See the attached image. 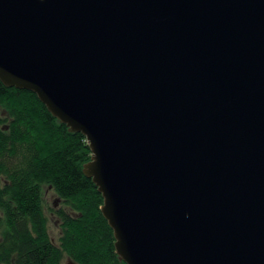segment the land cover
Returning <instances> with one entry per match:
<instances>
[{"label": "water", "instance_id": "1", "mask_svg": "<svg viewBox=\"0 0 264 264\" xmlns=\"http://www.w3.org/2000/svg\"><path fill=\"white\" fill-rule=\"evenodd\" d=\"M0 81L84 135L125 264H264V0H0Z\"/></svg>", "mask_w": 264, "mask_h": 264}, {"label": "trees", "instance_id": "2", "mask_svg": "<svg viewBox=\"0 0 264 264\" xmlns=\"http://www.w3.org/2000/svg\"><path fill=\"white\" fill-rule=\"evenodd\" d=\"M90 159L84 135L35 93L0 81V264H125L102 195L83 173ZM47 191L59 202L49 205ZM49 215L59 220L56 241Z\"/></svg>", "mask_w": 264, "mask_h": 264}, {"label": "rangeland", "instance_id": "3", "mask_svg": "<svg viewBox=\"0 0 264 264\" xmlns=\"http://www.w3.org/2000/svg\"><path fill=\"white\" fill-rule=\"evenodd\" d=\"M46 199H47V203L49 205H53L55 203H58L59 201L56 202L57 198L56 195L52 192V191H47L46 193ZM58 205V204H57ZM49 232L51 237L53 238V240H57L58 236H59V232H60V228H59V220L57 218H55L52 215H49ZM63 264H71L70 260L68 258H64Z\"/></svg>", "mask_w": 264, "mask_h": 264}]
</instances>
